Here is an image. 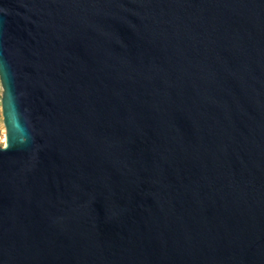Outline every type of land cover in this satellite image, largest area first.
<instances>
[{"label": "water", "instance_id": "obj_1", "mask_svg": "<svg viewBox=\"0 0 264 264\" xmlns=\"http://www.w3.org/2000/svg\"><path fill=\"white\" fill-rule=\"evenodd\" d=\"M0 264H264V0H0Z\"/></svg>", "mask_w": 264, "mask_h": 264}, {"label": "rangeland", "instance_id": "obj_2", "mask_svg": "<svg viewBox=\"0 0 264 264\" xmlns=\"http://www.w3.org/2000/svg\"><path fill=\"white\" fill-rule=\"evenodd\" d=\"M2 93H3V89L0 82V145L4 146L5 145L4 137L6 136V129L3 123V115H2V105H1Z\"/></svg>", "mask_w": 264, "mask_h": 264}, {"label": "bare ground", "instance_id": "obj_3", "mask_svg": "<svg viewBox=\"0 0 264 264\" xmlns=\"http://www.w3.org/2000/svg\"><path fill=\"white\" fill-rule=\"evenodd\" d=\"M5 136V135H4ZM5 139H4V141L6 142V136L4 137ZM3 141V140H2Z\"/></svg>", "mask_w": 264, "mask_h": 264}]
</instances>
